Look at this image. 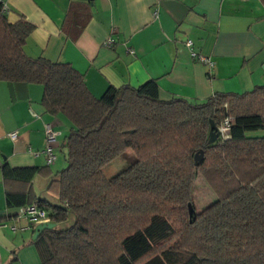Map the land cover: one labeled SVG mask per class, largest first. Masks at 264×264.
<instances>
[{
    "label": "trees",
    "instance_id": "trees-1",
    "mask_svg": "<svg viewBox=\"0 0 264 264\" xmlns=\"http://www.w3.org/2000/svg\"><path fill=\"white\" fill-rule=\"evenodd\" d=\"M6 11L0 2V80L42 85L45 109L71 124L66 165L46 188L55 200L30 184L42 168L1 167L7 184L20 182L7 186V207L36 202L55 224L32 241L41 264H264V84L192 101L161 99L149 79L94 96L70 64L27 56L34 25ZM227 116V136L208 143L211 121ZM119 156L125 164L106 177ZM198 172L215 199L190 216Z\"/></svg>",
    "mask_w": 264,
    "mask_h": 264
},
{
    "label": "crops",
    "instance_id": "crops-1",
    "mask_svg": "<svg viewBox=\"0 0 264 264\" xmlns=\"http://www.w3.org/2000/svg\"><path fill=\"white\" fill-rule=\"evenodd\" d=\"M10 22L34 25L23 45L31 58L65 62L100 96L109 86L157 82L159 97L203 101L217 91L243 92L264 84V6L261 0H0ZM192 45L186 46V39ZM112 43L107 45V40ZM203 54L213 66L192 58ZM40 84L0 80V218L8 208L1 167H40L31 179L37 197L66 165L70 122L49 113ZM59 132L55 160L46 164L44 124ZM17 132L15 138L9 134ZM22 184V183H21ZM0 227V264H41L32 243L37 224L25 217Z\"/></svg>",
    "mask_w": 264,
    "mask_h": 264
},
{
    "label": "built area",
    "instance_id": "built-area-1",
    "mask_svg": "<svg viewBox=\"0 0 264 264\" xmlns=\"http://www.w3.org/2000/svg\"><path fill=\"white\" fill-rule=\"evenodd\" d=\"M5 8V6H4ZM112 43V40H107L106 44L110 45ZM191 39H186L185 44L186 46L192 45ZM192 58L196 59L200 63L207 64L209 66H213V61L200 53H197L195 51H191ZM231 118L229 116L225 117L220 124L217 126L221 137H226L229 127H230ZM44 132H45V148L42 150V152L45 154L46 157V164L50 165L56 158L55 154V146L57 144V136L59 132L54 128L53 124L51 122H46L44 124ZM12 138H15L17 135V132L13 131L9 134ZM25 217L29 220L36 222V223H43V222H49V217L47 214V211L40 207L36 202L26 204L24 206L19 207L17 214L15 215V218ZM6 223H0L1 226H5Z\"/></svg>",
    "mask_w": 264,
    "mask_h": 264
},
{
    "label": "rangeland",
    "instance_id": "rangeland-1",
    "mask_svg": "<svg viewBox=\"0 0 264 264\" xmlns=\"http://www.w3.org/2000/svg\"><path fill=\"white\" fill-rule=\"evenodd\" d=\"M237 93H242V92H237ZM124 161H125L124 158L122 156H119L113 161H111L109 164L105 165L103 167V173L105 174V176L110 177L115 173H117L125 164ZM191 198H192L191 204L196 213L201 211L206 205L210 204L215 199V194L211 186L208 184L205 178L200 174V172L197 173L195 180L193 182ZM51 199L55 200L54 198ZM69 223L70 221L68 220L67 222H62L57 224L56 227L58 229H62L65 226H67Z\"/></svg>",
    "mask_w": 264,
    "mask_h": 264
},
{
    "label": "water",
    "instance_id": "water-1",
    "mask_svg": "<svg viewBox=\"0 0 264 264\" xmlns=\"http://www.w3.org/2000/svg\"><path fill=\"white\" fill-rule=\"evenodd\" d=\"M220 135V132L216 126V124H214L211 121V129L209 132V138H208V143L213 142L218 136ZM194 159V164L195 166H199L202 159H203V150L199 149L193 156ZM188 210H189V215L193 216V213H195V210L191 204V202L188 203ZM54 223L53 222H43V223H39L35 226L34 228V234L32 236L33 239H35L39 233L41 232V230L46 229V228H51L54 227Z\"/></svg>",
    "mask_w": 264,
    "mask_h": 264
}]
</instances>
